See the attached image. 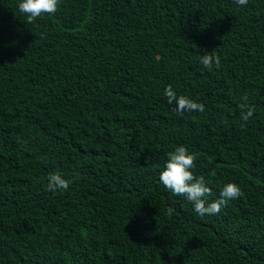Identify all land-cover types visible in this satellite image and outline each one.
I'll use <instances>...</instances> for the list:
<instances>
[{"label": "trees", "instance_id": "16d2710c", "mask_svg": "<svg viewBox=\"0 0 264 264\" xmlns=\"http://www.w3.org/2000/svg\"><path fill=\"white\" fill-rule=\"evenodd\" d=\"M18 3L0 0V264H264V0H60L33 23ZM180 145L209 202L243 195L197 215L159 182Z\"/></svg>", "mask_w": 264, "mask_h": 264}, {"label": "clouds", "instance_id": "9594fccd", "mask_svg": "<svg viewBox=\"0 0 264 264\" xmlns=\"http://www.w3.org/2000/svg\"><path fill=\"white\" fill-rule=\"evenodd\" d=\"M241 6L248 3V0H235ZM60 0H19L18 11L26 17L25 23H33L37 18L44 15L52 16L59 9ZM200 63L209 70L213 65L220 67L221 61L218 55H203ZM165 96L170 105H175L174 111L182 114L185 111L204 112L205 106L202 103L194 101L185 95H177L171 85L165 88ZM239 108L241 118L248 121L255 113V106L249 104L248 96L240 97ZM167 160L163 170L159 173V182L171 193L176 196L185 197L192 205L195 213L201 217L206 215H217L221 208L230 200L238 199L243 195L241 188L234 182L226 183L220 190L219 199L209 202L207 197L212 194V189L207 185L203 175L196 176L192 169L196 167V156L190 153L183 146H177L173 151L167 153ZM47 190L56 192L66 190L69 181L63 179L59 174H50ZM173 209H168V215L172 214Z\"/></svg>", "mask_w": 264, "mask_h": 264}]
</instances>
